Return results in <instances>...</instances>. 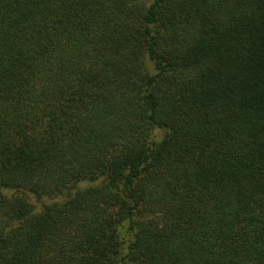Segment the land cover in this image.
Instances as JSON below:
<instances>
[{
  "label": "trees",
  "instance_id": "obj_1",
  "mask_svg": "<svg viewBox=\"0 0 264 264\" xmlns=\"http://www.w3.org/2000/svg\"><path fill=\"white\" fill-rule=\"evenodd\" d=\"M0 264H264V0H0Z\"/></svg>",
  "mask_w": 264,
  "mask_h": 264
},
{
  "label": "rangeland",
  "instance_id": "obj_2",
  "mask_svg": "<svg viewBox=\"0 0 264 264\" xmlns=\"http://www.w3.org/2000/svg\"><path fill=\"white\" fill-rule=\"evenodd\" d=\"M155 134H156V138L160 139L163 135V132L161 130H157V131H155ZM3 192L7 196H13L14 195V192L10 191V190H4ZM29 201H31L34 204L35 209L37 211L38 210L40 211L44 208V206L50 205L53 202H60L61 199H54L53 200V199L44 198L41 201H39L35 197L30 196ZM119 236H120V240L122 242V253H124L126 251V249L128 248L132 238H133L132 232L128 229L127 223H124L121 226V228L119 230Z\"/></svg>",
  "mask_w": 264,
  "mask_h": 264
}]
</instances>
